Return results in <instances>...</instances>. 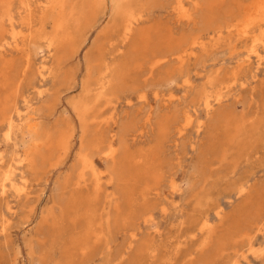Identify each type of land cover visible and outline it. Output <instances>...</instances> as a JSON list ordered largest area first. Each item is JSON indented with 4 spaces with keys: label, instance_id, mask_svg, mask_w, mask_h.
<instances>
[{
    "label": "rangeland",
    "instance_id": "rangeland-1",
    "mask_svg": "<svg viewBox=\"0 0 264 264\" xmlns=\"http://www.w3.org/2000/svg\"><path fill=\"white\" fill-rule=\"evenodd\" d=\"M162 3L165 7L157 6L146 16L142 23L144 27L151 25L161 37H171L174 43L192 34L204 33L207 37L205 31L198 30L199 26L194 21L178 20L177 13L172 10V0ZM217 9L226 14L224 7ZM94 34L92 30L90 40ZM213 44L214 41L205 39V46L197 49L196 56L186 61L182 68L170 59L155 70L154 79L147 83L146 58L132 63L131 67L142 65L140 70L134 71L136 74L132 79L137 80L140 87L148 85L144 87L145 98L139 100L138 93L127 96L128 93L123 92L126 96L121 94L106 99L100 108L102 113L99 112L98 118L101 119L96 121L102 124L104 119H109L108 125H99L100 130L122 136L123 126L129 120L139 127L134 133L138 139L131 135L125 143L118 144L116 140L125 154L118 157L113 174L112 170H107L109 164L105 160L100 156L94 158L96 172L100 175L98 191L95 178L89 173L84 176L85 185L76 186L80 130L70 106L81 92L80 84L85 74L84 54L89 46L83 47L75 59L66 64L68 69H77V76L68 84L58 83L59 71L54 72L56 67L52 56L37 40L23 42L22 51L8 48L2 52L3 55L0 54V71L3 60L10 61L12 66L6 75V78L10 77L9 87L0 78V93L9 95L8 98L12 96L10 99L15 105L10 113L12 130L9 139L5 136L9 132L6 122H0V154L4 160L0 170V191L2 183L7 190L4 196L0 195V264H236L235 261L237 264H263L264 236L256 227H264V64L258 65L255 59H251L249 65L243 64L248 45L236 41L233 35L225 33L216 45ZM129 53L130 49L125 46L111 54L106 52L105 59L112 66L128 58ZM25 57L30 58V67L25 75L33 76L31 85L26 81L20 84L25 80L21 74ZM39 62H46L53 70L52 74L45 76V83L37 72L41 66ZM233 74H237V81L228 95L225 94L220 103L205 112L198 94H214L221 83L232 81ZM211 77L216 79L215 88L208 84ZM167 78L172 80L165 82ZM186 79H190L188 86L183 83ZM169 94L174 95L173 101L167 103ZM4 95L1 94L0 98ZM25 101H29L36 111L33 118H37L39 124L54 126V121L59 119L61 124L68 122L74 129L65 156L59 151L49 163L37 168L18 163L27 144L17 116V112L24 111ZM50 105H55V109L48 115L49 109L46 108ZM40 107L43 110L37 112ZM186 109L193 114L192 126L183 135L171 132L161 136L157 131V118L175 115L179 120ZM219 111H231L241 125L242 130L235 135L233 142L229 143V137L222 136L221 126L217 128L219 132L217 129L210 132L211 117ZM151 117L154 123L143 125ZM198 123L202 124L199 129ZM211 135H214L212 140ZM40 146L44 147L37 144V148ZM6 169L13 170L11 178L14 184L20 185L25 178L29 185L28 197L17 196L9 183L3 181ZM154 172L161 176L156 183L149 177ZM57 180L61 181L60 184L66 183V190L59 191V194L55 189ZM146 186L151 190L143 196ZM125 189L131 192L130 205L125 210L122 207L118 210L114 204ZM239 189L243 192L240 193ZM143 207L145 209L141 211ZM134 209L138 214L131 213ZM204 220L210 222L207 229L201 230ZM87 221L94 227L91 228ZM5 224L6 230L2 232ZM249 243L255 252L250 251ZM68 251H71V256ZM206 253H209L207 259H203ZM254 253L262 255L258 254L257 258Z\"/></svg>",
    "mask_w": 264,
    "mask_h": 264
},
{
    "label": "bare ground",
    "instance_id": "bare-ground-1",
    "mask_svg": "<svg viewBox=\"0 0 264 264\" xmlns=\"http://www.w3.org/2000/svg\"><path fill=\"white\" fill-rule=\"evenodd\" d=\"M162 2L165 3V0H0L1 55H3L2 52H4L8 48L14 49L15 51H22L23 42L37 40L38 43L44 45L47 53L52 56L53 63L56 67L54 72L59 71L57 81L60 82L58 83L68 84L69 80H74V77L77 74V69H68V65L66 64L74 60L83 47L87 45L89 46L84 54L85 74L84 79L80 84V95L76 98V100H72L70 102L71 109L76 116L78 127L80 130L79 147L78 152L76 153V164L79 170L77 174L78 179L76 182L77 187H79L80 184L85 185L86 180L84 179V176L86 175V173H89L95 178L94 184L96 190L98 191V187L100 185V175L96 172L94 158L96 156H100L101 159L105 160L106 163L109 164L107 170H112L111 172L113 174L114 171L116 172V169H114L113 166L116 164L118 157L122 153V150H120V145H117L116 140L118 141V144H121L122 141L125 143V141H127V137H130L131 135L137 137L134 133H136L139 127H136L135 124L129 122V120H126L128 121V123L123 126L124 130H122V136H116L118 133L109 134V131L105 133V131L102 132L100 130V128L103 127V123L105 125H108L109 119L105 120L103 118L104 120L102 124L101 121L100 123L96 121L97 119H101V117L98 118L100 113H102L100 112V108L101 106H103L102 104L104 103V101H106V99L110 100L111 97H117L121 94L125 95V93L123 92L128 93L127 96L130 94L138 93L137 97L139 100H143L145 98L144 87H147L148 85L146 84L140 87L137 84V80L135 81L134 79H132V77L136 74V70H140L142 68V65L135 64L133 67H131L133 62L139 59L146 58L144 62H146L147 64L146 74H148V79H145V83H147L146 81L154 79V74L156 73L155 70L164 63L169 62L170 59L177 62L179 64V67L182 68L186 61L196 56L197 49L203 48L205 46V39L214 41L213 45H216L222 39L223 34L226 33L227 35H233L236 41L245 42L248 45L245 57H243L244 59L242 60L243 64L249 65L251 63V59H255L258 65L264 64V0H242L241 2L237 0L236 3L234 2V0H232L231 2H228V0H172L171 4L173 5V8H171L177 13L178 20H183L186 22L194 21V24L199 26L197 27L198 30L202 32L205 31L207 36L204 37V33H199L197 35L192 34L188 37L186 36L180 39L175 43L171 37H161V35H159V32H156L153 27H150L151 25L148 28L142 25L144 19L147 18L146 16L151 13L154 8H156L157 6L161 8L165 7ZM233 2L235 5L233 4ZM218 7H224L223 10L226 12V14H221L217 9ZM234 8H236V10L234 12H231V10H233ZM13 9H15V11ZM16 17L17 19H15ZM105 18L107 19V22L104 26L101 27V24L103 23ZM92 30L95 32V34L90 40L89 35ZM125 46L130 49L128 58L121 61V63H112L114 64L112 66L111 64H108L105 59V53L107 52V54H111L114 51H120ZM81 54H83V52ZM132 57L135 58L131 59ZM204 59L205 58L203 57V60ZM2 62L3 66L0 71V78L3 79L2 82L6 83L7 87V83L10 82L8 81L10 77L6 78V75L8 74L10 67L12 66L10 61L3 60ZM29 67L30 58L25 57V64L21 68V74L25 80H21L20 84L26 81L27 85H31L34 82L33 76L29 77V75H25L27 74V70L29 69ZM193 70L191 72H193ZM37 72L40 75L41 81L45 83V76L52 74L53 70H51L45 62V64H41ZM161 72L162 71H160L159 74H161ZM195 72L197 73L198 71L195 70ZM160 76L163 78L162 75ZM185 76L187 78V75ZM236 77L237 74H233V77L231 79L232 81H230L229 83H219V89L216 88L218 91H216L214 94L213 92H201V94H198L205 112L208 113L213 108L214 104L220 103V101L223 99V96L232 89L233 85L236 84ZM187 79L183 81L186 86H188L190 83V79ZM171 80V78H167L164 81L170 82ZM209 81V86L213 88L216 84V79H212L211 77V79L209 78ZM179 83L181 82L179 81ZM167 93H169V91ZM1 94L4 95L3 93H0V95ZM8 96L4 95L2 98H0V122H6L7 124L9 131L5 134L7 139H9V133L12 130L10 113L15 106L13 103L14 101L10 99L12 96L9 98ZM173 96L167 98V103L173 101ZM166 97L164 99H166ZM115 99H112L114 101L113 103H115ZM46 109H49L48 115H51L54 112L55 105H50V108L47 107ZM41 110H43V107L37 109V112H40ZM35 112L36 111H33L29 101H25L23 112H17V116L19 117L18 121L20 122L19 126L22 128L20 130L21 134L26 136L27 138V144L24 148L25 150L23 157L19 159L18 163L20 165L26 164L31 168H37L38 166L41 167L46 163H49V161L52 160V157L54 158L55 154H57V152L59 151L63 152L65 156L70 146L71 138L74 134V129L72 128V126L68 122L61 124L59 119H56L54 121V126L47 123L39 124L37 118H33V114H35ZM108 117L111 118V116ZM145 117L146 116H144V118ZM168 117L169 116L157 118L158 124H156L159 128L157 131H159L161 136H165L171 132H174L178 136L183 135L184 132H186V130L190 126H192L193 123V114L190 110L187 109L183 111L181 119L179 120H177V118L175 119V115L170 118ZM153 120L154 118L151 117L147 119V121L143 125H149ZM99 125H101V127ZM96 126H99V128H97ZM219 126H221L222 130L224 131L222 136L226 138L229 137V143L230 141L233 142L237 137L235 135L240 133L242 130L241 125L238 124L237 118L231 111H219L214 113L209 124L210 132H215ZM150 127L151 126H149V128ZM201 127L202 124L198 123L197 128L199 129ZM231 136L232 138L230 139ZM213 137L214 135H211V140L213 139ZM37 144H42L46 148V150H43L44 147L42 148V146L37 148ZM155 151L157 153V150ZM141 153L143 152L141 151ZM196 157H198V155ZM138 159L140 160L139 157ZM161 162L162 160L160 161V163ZM3 165L4 160L2 155L0 154V170L3 169ZM12 173L13 170L6 169L3 172V181H7L9 183L10 188L16 193L17 196H23L25 198L28 197L30 193L29 185L27 184L25 178L21 180L22 183L20 185L14 184L11 178ZM141 175H143V173ZM149 177H151V180H153L155 183L158 182L161 178V176L156 173L153 175L150 174ZM60 180H57L55 183V189L57 190L56 193L58 194L59 191H63L64 189L66 190V183L60 184ZM170 187H173L174 189V186ZM79 190H81V188ZM150 190V187L146 186L144 188V191L142 192V195L145 196L146 193L149 194ZM239 190L240 193L243 192V189ZM0 192L1 196H4L7 192L6 185L4 183L1 184ZM55 197L59 198V195L55 194ZM130 198L131 192L129 191V189H125L124 191L122 190L120 200L116 204H114V207L118 210L122 207L125 210V208L130 205ZM144 209L145 207H143L141 211H143ZM131 213L135 215L138 214V211L134 209ZM91 214L92 211L89 217L91 216ZM209 222L207 220L202 221V224L200 223V229H207ZM87 224L91 226L89 221H87ZM197 224H199V222ZM5 226L6 224L2 226V232H5ZM92 227L94 226L92 225L91 228ZM256 230L264 236L263 226H257ZM48 233L54 234V232L50 231H48ZM249 245L250 251H252V253L255 252V249H251V243H249ZM68 253L70 256L72 255L71 251H68ZM258 254L262 255V253H254V256L258 258ZM208 255L209 253H206V257H203V259H207ZM235 263L237 264L236 261Z\"/></svg>",
    "mask_w": 264,
    "mask_h": 264
}]
</instances>
